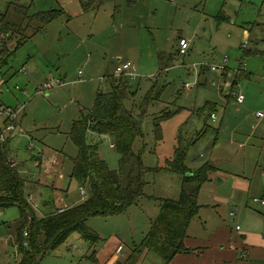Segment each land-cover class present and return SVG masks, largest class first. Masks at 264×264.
<instances>
[{
  "label": "rangeland",
  "instance_id": "374dc122",
  "mask_svg": "<svg viewBox=\"0 0 264 264\" xmlns=\"http://www.w3.org/2000/svg\"><path fill=\"white\" fill-rule=\"evenodd\" d=\"M63 2L69 15L39 31L37 23L27 27L19 10L30 6L31 14L46 12L57 7L55 1L0 0V28L10 24L0 40V50L5 44L9 52L0 75L6 82L2 101L24 108L18 119L21 133L5 142H11L9 161L20 164L22 175L36 183L26 195L33 196L38 217L49 212L45 203L51 213L82 203L71 178L78 149L70 131L88 116L97 92L109 90L117 65L131 63L134 95L125 106L137 118L145 112L143 138L133 147L142 154L145 186L144 196L126 212L87 221L101 243L93 245L75 233L41 264H111L114 254L124 263L137 247L140 253L128 264H166L141 245L164 201H178L183 190L195 187L173 171L181 159L193 174L206 164L211 169L198 193L200 212L184 240V247L194 251L174 256L170 264L242 263V250L233 263L220 257L217 238L220 232L232 239L249 233L264 238V0H118V11L109 2L85 14L76 11V0ZM180 39L190 45L182 57ZM207 103L216 109H207ZM212 112L216 119L210 118ZM4 123L0 116L1 131ZM88 141L98 144L112 171L121 172V156L110 137L91 133ZM132 168L135 159L122 174L124 184ZM0 213V264H19V209ZM232 246H240L238 240Z\"/></svg>",
  "mask_w": 264,
  "mask_h": 264
},
{
  "label": "trees",
  "instance_id": "16d2710c",
  "mask_svg": "<svg viewBox=\"0 0 264 264\" xmlns=\"http://www.w3.org/2000/svg\"><path fill=\"white\" fill-rule=\"evenodd\" d=\"M53 1L56 2L57 7L46 12L31 14L30 6L21 7L19 13L28 20L27 27L37 23L38 30L43 31L52 22L65 15L58 0ZM115 1L79 0L84 13L97 12L105 3ZM9 27L10 24H7L3 30L0 28V36L8 33ZM7 56L9 52L4 44L0 69L7 64ZM130 81L131 79L123 76H113L108 79L109 90L98 91L88 116L73 123L70 139L78 149V156L73 159L71 178L79 188L86 189L88 193V199L77 206L62 213L53 212L45 217H38L28 200L31 195H26V189L33 186L31 181L22 175L24 170L18 164L13 165L9 161L6 150L9 142H0V210L11 207L19 209L20 225L16 238L19 264H41L43 257L54 253L75 233L93 245L101 243L99 236L86 225L87 221L91 218L121 215L144 196L143 174L146 168L142 162L141 152L136 155L133 147L138 139L143 138L141 118L145 112L137 118L133 111L125 106V101L134 95ZM237 83L235 81L233 85L236 86ZM154 89L150 91L149 97H152ZM205 106L212 111L216 109L211 103ZM155 125L160 126L158 123ZM91 133L98 137L107 136L113 140V147L121 156V172L112 171L101 159L98 144L88 141V135ZM133 159L136 160V168L128 171L124 184L122 174ZM172 169L175 173L183 175L185 183H194L195 187L192 191L183 190L178 201H164L159 218L141 245L147 248L148 253L161 256L166 264H170L174 256L186 255L194 251L184 247V240L190 223L200 212L198 193L211 168L206 164L193 174L181 159L173 163ZM188 173L191 175L186 176ZM26 230H28L27 237L24 236ZM25 243H27L26 247ZM167 251H171V255L168 256ZM138 253H140L139 247L126 262L117 264H128ZM91 259L96 262L95 253Z\"/></svg>",
  "mask_w": 264,
  "mask_h": 264
},
{
  "label": "crops",
  "instance_id": "0c3cea01",
  "mask_svg": "<svg viewBox=\"0 0 264 264\" xmlns=\"http://www.w3.org/2000/svg\"><path fill=\"white\" fill-rule=\"evenodd\" d=\"M118 0H116L115 2H113V9H114V11H115V9L118 11V9L120 8V7H118V6H116L117 4H116V2H117ZM168 1H178V0H168ZM76 2L78 3V6H79V8H80V12H79V9L77 8L76 9V11L78 12V13H82V14H85L84 13V11H83V9H82V7H81V5H80V2H79V0H76ZM58 3H59V6L64 10V12H65V15H63L61 18H63V17H67L68 15H69V13L65 10V8L63 7V4H64V2H63V0H58ZM61 18H59V19H61ZM2 36H0V40L2 41ZM0 44H2V43H0ZM3 47V46H2ZM179 48V47H178ZM1 51H2V48H1V50H0V53H1ZM248 52H250V51H247L245 54H249ZM187 55V54H186ZM120 66V64H118L117 65V67H119ZM3 69V67L0 69V75H1V70ZM223 72H224V69L222 70ZM22 72V71H21ZM23 73H25V71L23 70ZM225 74H224V79L225 78H227L228 77V73H226V72H224ZM247 77H249V75L247 76ZM239 80H240V77H238V79H236L235 81H237V82H239ZM234 83H232V85H230L231 86V88H235V86L233 85ZM0 85L2 86V88H3V91H4V86L6 85V82H4V80H0ZM234 86V87H233ZM18 88H16V90H17ZM7 92H11V93H13L12 91H9V89H7ZM98 93V92H97ZM97 95V94H96ZM234 96V95H233ZM5 103V102H4ZM5 106H7V107H9L6 103L4 104ZM9 108H11V109H13V110H22V109H24L23 108V106H22V108H20L19 106L18 107H16V108H12V107H9ZM20 111H19V113H20ZM214 114V112H212V114H211V119H212V115ZM215 115V114H214ZM215 117H216V115H215ZM19 119V118H18ZM216 119V118H215ZM5 124H6V122L4 123V126H5ZM16 127H17V132H16V134L18 133V134H20L21 133V129L19 128V124H18V121H17V124H16ZM14 137H15V135H14ZM14 137H13V139H14ZM11 143V142H10ZM10 143H9V145H10ZM8 145V146H9ZM8 149H9V147H8ZM9 156V155H8ZM100 157H101V155H100ZM33 158H35V161L38 159L36 156H33ZM101 159H102V157H101ZM104 160V159H103ZM36 163V162H35ZM18 165H20V164H18ZM40 168V167H39ZM51 167L49 166V169H50ZM31 181V184L34 186V184H36L34 181H32V180H30ZM48 181L49 182H53V178H51V177H48ZM29 187H31V186H29ZM264 201V200H263ZM37 207V206H36ZM50 209V206H49V203H45V209L44 210H46V211H49V212H46V214H40V217H45L46 215H48V214H50L51 213V211L49 210ZM60 209H64V208H60ZM66 210V209H65ZM37 214V213H36ZM1 215V214H0ZM38 216V215H37ZM220 234V237L219 238H217V241L218 242H220V245H222L221 246V248H220V250H218L219 251V254H220V257H225V259L227 260V261H230L231 263H233V262H236L237 261V259H236V257H237V254H236V251H238V250H242V254L243 253H245V254H247V258H241V260H242V263H240V264H261V263H259V262H263L264 261V238L263 237H261V236H258V235H254V234H252V233H249V234H242V235H240L239 234V236L241 237V239H238V237H235V238H233L232 239V234H228V233H225V232H220L219 233ZM237 240H238V242H239V245L240 246H232V244L233 245H236V243H237ZM231 241H232V244H231ZM231 246L235 249V251L231 248ZM206 254H208V250H206ZM114 260H112L111 261V264H116V263H118L119 261L118 260H116L117 259V256H116V254H114ZM252 258L253 259H257V262H252ZM96 262H97V258H96ZM217 263V262H216Z\"/></svg>",
  "mask_w": 264,
  "mask_h": 264
},
{
  "label": "built area",
  "instance_id": "2783aa9c",
  "mask_svg": "<svg viewBox=\"0 0 264 264\" xmlns=\"http://www.w3.org/2000/svg\"><path fill=\"white\" fill-rule=\"evenodd\" d=\"M178 57H182V56H185L187 53H188V50H189V42L186 40V39H180L179 40V43H178ZM213 71H216L217 68L213 67L212 68ZM223 70V69H221ZM23 72V71H22ZM115 76L116 77H127V78H135L136 75H135V67L134 65H132L131 63H126L124 65H120L117 70L115 71ZM47 88H51L50 86H48ZM2 94H3V88L2 86L0 85V116L3 117L5 119V126H4V130L1 131V134H0V141L2 143H5L6 141H8L13 135L16 134L17 132V127H16V124H17V121H18V118H19V111L20 110H13L9 107H6L2 101ZM237 96V102L239 104H242L243 101H244V97L243 95H236ZM215 115L213 114L212 115V119H215ZM31 148V146L29 147ZM38 160V159H37ZM13 165L17 164L16 162H13ZM40 165V162H38V164L36 163V166L39 167ZM32 179H36V176L33 175L32 176ZM80 193H81V196H82V201H85L88 199V193L86 191V189L84 188H80ZM29 202L32 204L33 202V196L31 195L29 197ZM257 202V200H256ZM261 205H264V201L261 202ZM34 208H36V205H34ZM65 209H59L58 212L59 213H62L64 212ZM1 214V213H0ZM237 230H239V228H237ZM24 236L27 237L28 236V230H26L24 232ZM24 246L26 247L27 246V243L24 244ZM242 258H247V254L243 253L242 254Z\"/></svg>",
  "mask_w": 264,
  "mask_h": 264
},
{
  "label": "water",
  "instance_id": "95a60500",
  "mask_svg": "<svg viewBox=\"0 0 264 264\" xmlns=\"http://www.w3.org/2000/svg\"><path fill=\"white\" fill-rule=\"evenodd\" d=\"M222 181H219V183H221Z\"/></svg>",
  "mask_w": 264,
  "mask_h": 264
}]
</instances>
